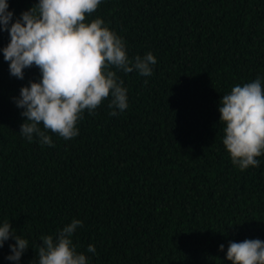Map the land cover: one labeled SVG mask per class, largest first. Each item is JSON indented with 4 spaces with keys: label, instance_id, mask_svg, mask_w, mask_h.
<instances>
[{
    "label": "trees",
    "instance_id": "1",
    "mask_svg": "<svg viewBox=\"0 0 264 264\" xmlns=\"http://www.w3.org/2000/svg\"><path fill=\"white\" fill-rule=\"evenodd\" d=\"M35 2L8 0L13 22ZM95 18L130 60L157 62L150 76L113 68L127 109L110 115L109 97L71 140L21 135L14 98L40 72L17 79L0 52V223L29 241L18 262L5 241L0 264H38L41 237L73 219L88 264H231L230 241H264V154L258 167L233 165L218 108L235 85H264V0H102ZM9 39L0 32V48Z\"/></svg>",
    "mask_w": 264,
    "mask_h": 264
},
{
    "label": "clouds",
    "instance_id": "2",
    "mask_svg": "<svg viewBox=\"0 0 264 264\" xmlns=\"http://www.w3.org/2000/svg\"><path fill=\"white\" fill-rule=\"evenodd\" d=\"M102 0H36L13 22L8 0H0V32H8L9 42L0 48L9 73L24 79V70L39 69L38 81H29L20 89L16 106L23 109L25 122L20 133L32 141L53 146L51 132L71 140L79 134L78 121L87 111H94L109 97L110 115L128 107L127 89L116 71L134 70L141 76L152 75L156 57L147 53L130 60L125 41L105 25L101 18L87 21ZM219 123L223 124L222 143L233 165L240 170L258 167L257 157L264 154V85L261 78L237 84L219 101ZM43 126V130L40 126ZM82 221L73 219L54 236L44 235L35 250L38 264H88L77 251L73 235ZM14 239L6 258L19 261L29 248V241L16 234L7 221L0 223V249ZM224 251V245L219 246ZM93 245L88 252L95 253ZM226 260L231 264H264V241L244 239L230 241Z\"/></svg>",
    "mask_w": 264,
    "mask_h": 264
}]
</instances>
